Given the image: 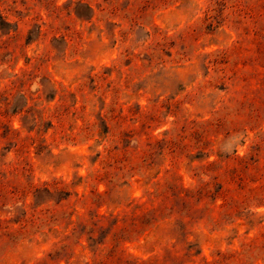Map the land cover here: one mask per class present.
Returning <instances> with one entry per match:
<instances>
[{"label": "rangeland", "instance_id": "1", "mask_svg": "<svg viewBox=\"0 0 264 264\" xmlns=\"http://www.w3.org/2000/svg\"><path fill=\"white\" fill-rule=\"evenodd\" d=\"M0 264H264V0H0Z\"/></svg>", "mask_w": 264, "mask_h": 264}]
</instances>
